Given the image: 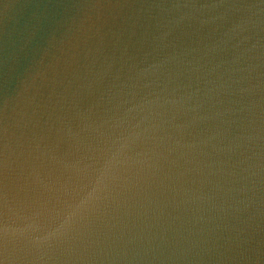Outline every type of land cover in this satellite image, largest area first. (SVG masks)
Instances as JSON below:
<instances>
[{
    "label": "water",
    "instance_id": "obj_1",
    "mask_svg": "<svg viewBox=\"0 0 264 264\" xmlns=\"http://www.w3.org/2000/svg\"><path fill=\"white\" fill-rule=\"evenodd\" d=\"M0 264H264V0H0Z\"/></svg>",
    "mask_w": 264,
    "mask_h": 264
}]
</instances>
